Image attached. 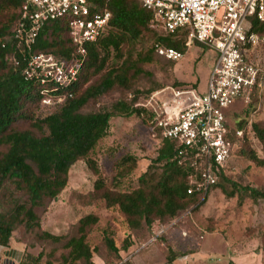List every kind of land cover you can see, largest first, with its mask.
Wrapping results in <instances>:
<instances>
[{"label":"trees","instance_id":"trees-1","mask_svg":"<svg viewBox=\"0 0 264 264\" xmlns=\"http://www.w3.org/2000/svg\"><path fill=\"white\" fill-rule=\"evenodd\" d=\"M87 1L91 13L108 11L112 18L103 35L86 46L77 82L59 87L52 80L28 78L25 71L32 55L45 54L66 61L76 57V48L70 37V18L67 16L46 22L35 44L28 50L15 38L26 0H0V22L5 18L0 23V148L4 149L0 151V244L8 246L19 227L30 232L40 230L38 210L47 201L58 199L68 185L70 170L80 160H85L88 168L99 177L95 188L97 192L104 191L102 198L107 208H118L126 216L128 228L133 233L132 237L125 239L123 247H118L113 233L105 231L104 243L115 255V262L107 259L105 264H131L124 262L122 253L136 245V233H148L149 238L142 245L146 244L155 236L157 226L177 223L182 213L188 214V211L201 207L214 190L224 189V184L236 188L254 202L264 201V189L238 186L228 175L230 164L239 154L264 167V159L257 152L244 150L249 141L264 143V128L258 123L248 126V122L241 118L234 125L228 123L232 134L240 130L243 136L236 140L237 148L231 161L207 194L189 193L191 178L198 174L193 167V157L181 153L182 147L176 142L160 137L157 156L139 178L138 187L125 193L107 190L99 165L90 155L100 141L110 136L112 119L137 116L143 121L141 105L153 93L166 88L198 89L200 81L193 83L179 79L177 67L181 61L168 60L158 53L160 48L174 49L185 57L190 50L186 33L164 31L155 13L144 8L140 0ZM251 31L264 33V23L251 18ZM144 38L152 41L151 47L146 52L132 53ZM126 47L130 50H125ZM156 57L170 62L173 84L165 87L155 84L146 91L133 90L135 81L147 74L143 66L154 63ZM97 77L98 81L88 85ZM115 88L131 91L132 98L120 100L108 109L85 111L90 103ZM257 94L255 91L252 96ZM62 96L66 97L63 103L54 106L45 104L47 98L56 100ZM35 106L39 109L38 113L34 112ZM20 121L28 122L31 129L17 130L14 126ZM136 164L135 156L121 158L116 166L114 185L120 186L132 170L131 166ZM223 191L227 197H234L233 192ZM6 199L11 203L3 206ZM98 222L97 216L88 215L80 220L77 236L65 240L61 236L42 232L40 239L63 245L67 250V254L63 255L64 264H94L95 250L90 248L87 238L89 230ZM164 236H157L153 243L163 241ZM171 249L174 248L167 245L164 250L169 264L182 256L171 252ZM42 258L41 253L32 260L39 264ZM25 264L30 262L25 260ZM229 264L236 263L231 261Z\"/></svg>","mask_w":264,"mask_h":264},{"label":"rangeland","instance_id":"rangeland-1","mask_svg":"<svg viewBox=\"0 0 264 264\" xmlns=\"http://www.w3.org/2000/svg\"><path fill=\"white\" fill-rule=\"evenodd\" d=\"M4 19H1V22H4ZM151 42L150 39L144 38L133 48L132 53L146 52L151 47ZM125 50L129 51L130 48L126 47ZM216 56L215 50L204 49L193 44L182 62L178 63L179 79L193 83L200 81L199 91L205 92ZM255 57L264 63V48L258 49ZM143 69L147 74L135 81L133 90L146 91L155 84L165 87L174 82L170 62L163 57H156L154 63L143 66ZM98 79L99 77L93 78L88 85ZM248 95L245 94L227 110V119L232 125L241 118L248 122V126L258 123L264 128V92L251 95L250 98H247ZM131 98V91L115 88L106 96L90 103L85 111L108 109L120 100ZM33 109L34 112H39L37 106ZM143 121L137 116L112 119L110 136L100 141L96 150L90 155V158L96 160L99 165L107 183V190L115 193L135 190L138 187L139 178L147 172L152 160L156 158L159 137L155 136ZM14 127L17 130L31 129L29 123L25 121L18 122ZM3 150L0 148V151ZM244 150H254L260 158L264 159L263 142L249 141L244 146ZM126 155L135 156L137 164L131 166L132 170L117 187L113 183V178L117 173L116 166L119 160ZM229 168L228 175L238 186L264 189V167L257 166L247 157L239 154L234 157ZM98 178L88 168L85 160L78 161L70 170L68 185L58 199L47 201L45 206L38 210L41 221L40 230L30 232L19 227L14 231L12 240L23 246L25 260L30 264H37L32 258L42 253L43 258L39 264H64L63 255L67 254V250L62 244L42 241L41 233L48 232L69 240L78 235L79 222L82 218L95 215L99 218V222L89 230L87 238L88 245L95 250L92 261L94 264L104 263L107 259L115 262V255L107 249L104 243L105 231L109 230L113 233L118 247H123L125 239L132 237L133 233L128 228L126 216L118 208H107L106 201L102 198L104 191H96L95 184ZM223 190L228 193L233 192L234 197H227ZM10 203L6 199L3 206H8ZM188 212V214L187 212L182 213L173 227L183 226L187 228L190 236L193 234L201 240V237L205 236L214 242L225 241L242 246L243 264H264V201L254 202L241 191L224 184V189L214 190L201 207ZM193 227L196 228L195 232H193ZM155 230L159 232L160 227L157 226ZM147 238L149 237L146 231L136 233V246L140 249ZM166 238L165 235L164 239ZM172 240L170 246L176 251L171 249V252L183 255L187 249L191 251L189 244L176 237V232ZM193 242L198 244L196 241ZM222 256L218 264H227V256ZM212 257V252L203 248L198 258L190 264H212Z\"/></svg>","mask_w":264,"mask_h":264},{"label":"built area","instance_id":"built-area-1","mask_svg":"<svg viewBox=\"0 0 264 264\" xmlns=\"http://www.w3.org/2000/svg\"><path fill=\"white\" fill-rule=\"evenodd\" d=\"M140 1L155 13L164 31L185 32L188 47L202 44L217 53L205 92L193 87L166 88L141 105L143 120L154 135L176 142L181 153L193 157L198 174L191 178L189 193L207 194L231 161L236 140L243 136V131L232 134L228 128L227 110L245 94L250 98L264 89L263 64L253 57L264 48V33L251 31V18L264 23V0ZM67 16L76 57L66 61L32 55L25 71L28 78L52 80L59 87L77 82L86 46L103 35L112 18L108 11L91 13L87 0H26L15 38L29 50L46 22ZM158 53L172 61L184 59L174 49L160 48ZM65 99L47 98L45 104L54 106Z\"/></svg>","mask_w":264,"mask_h":264},{"label":"crops","instance_id":"crops-1","mask_svg":"<svg viewBox=\"0 0 264 264\" xmlns=\"http://www.w3.org/2000/svg\"><path fill=\"white\" fill-rule=\"evenodd\" d=\"M253 57L258 60L257 57H255V53L253 54ZM177 77H180L178 72ZM262 92H264V89L262 90ZM262 92H258V94H261ZM175 224L176 223L160 227V231L155 232V236L153 238H155L156 235L167 236V238L163 239V241L160 240L156 244H154L153 242L152 244H148L153 239L152 238L149 242L142 245L140 249L135 245L131 247L127 252H123L122 257L124 262H129L131 264H169L167 260V254L164 250L167 248V245H171V243L173 242L172 239L176 232V237L181 241L189 244L191 251L187 249L185 254L179 256V258H177L172 264H178L180 262L190 264L192 261H195L198 258L203 248H206L212 252V264L220 263L221 258L223 257L222 255L227 256V264H229L231 261L236 264H243L241 255L244 253V250H242V246L231 244L225 241L214 242L212 239L209 240V238L205 236L201 237V240L199 239V237L194 236L193 234L192 236H190L188 230H186L187 228L183 226L173 227ZM192 229L193 232L196 231L195 227H193ZM193 241L198 242V244L194 243ZM143 248L147 249L143 250ZM0 264H25L23 246L16 243L12 239L8 246H3L0 244ZM101 264L105 263L102 262Z\"/></svg>","mask_w":264,"mask_h":264}]
</instances>
